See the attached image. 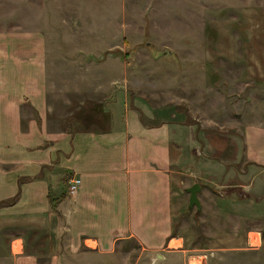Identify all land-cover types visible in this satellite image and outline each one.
Instances as JSON below:
<instances>
[{
	"label": "crops",
	"instance_id": "0c3cea01",
	"mask_svg": "<svg viewBox=\"0 0 264 264\" xmlns=\"http://www.w3.org/2000/svg\"><path fill=\"white\" fill-rule=\"evenodd\" d=\"M19 39L14 47L0 38V202H11L0 205V261L37 264L26 250L40 231L52 253L107 252L126 240L142 250L170 246L194 183L204 233L212 242L221 231L225 241L209 249H234L236 238L263 246V88L233 98L225 130L207 138L175 106L149 107L140 117L136 106L111 104L107 129L76 131L59 124L78 106L65 104L62 119L50 102L57 88L66 97L73 92L51 77L56 59L40 42L25 47ZM72 177L81 181L73 196Z\"/></svg>",
	"mask_w": 264,
	"mask_h": 264
},
{
	"label": "rangeland",
	"instance_id": "374dc122",
	"mask_svg": "<svg viewBox=\"0 0 264 264\" xmlns=\"http://www.w3.org/2000/svg\"><path fill=\"white\" fill-rule=\"evenodd\" d=\"M4 37L14 47L19 38L25 47L40 42L56 59L51 77L73 92L66 97L57 88L50 102L62 119L65 104L78 106L59 124L76 131L107 129L112 105L136 106L140 117L149 107L175 106L207 138L225 130L233 98L264 89V0H0ZM201 214L185 209L171 245L154 251L126 240L107 252L52 253L40 231L26 252L37 264H264V244L252 248L236 238L234 249H209L225 241L221 231L208 240Z\"/></svg>",
	"mask_w": 264,
	"mask_h": 264
},
{
	"label": "water",
	"instance_id": "95a60500",
	"mask_svg": "<svg viewBox=\"0 0 264 264\" xmlns=\"http://www.w3.org/2000/svg\"><path fill=\"white\" fill-rule=\"evenodd\" d=\"M200 191V185L198 183H194L187 189L189 193V201L188 208L191 209L193 206L199 207V201L197 198V194Z\"/></svg>",
	"mask_w": 264,
	"mask_h": 264
},
{
	"label": "built area",
	"instance_id": "2783aa9c",
	"mask_svg": "<svg viewBox=\"0 0 264 264\" xmlns=\"http://www.w3.org/2000/svg\"><path fill=\"white\" fill-rule=\"evenodd\" d=\"M80 182L81 181L78 177H72L69 179L67 184V192L69 195L73 196L77 192Z\"/></svg>",
	"mask_w": 264,
	"mask_h": 264
},
{
	"label": "trees",
	"instance_id": "16d2710c",
	"mask_svg": "<svg viewBox=\"0 0 264 264\" xmlns=\"http://www.w3.org/2000/svg\"><path fill=\"white\" fill-rule=\"evenodd\" d=\"M68 184V183H67ZM56 202V200H54ZM11 202H0V205L10 204Z\"/></svg>",
	"mask_w": 264,
	"mask_h": 264
}]
</instances>
